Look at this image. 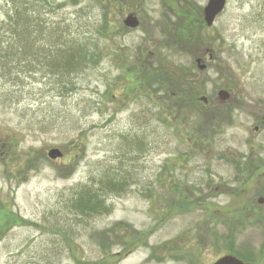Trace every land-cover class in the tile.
I'll return each instance as SVG.
<instances>
[{"label": "rangeland", "instance_id": "374dc122", "mask_svg": "<svg viewBox=\"0 0 264 264\" xmlns=\"http://www.w3.org/2000/svg\"><path fill=\"white\" fill-rule=\"evenodd\" d=\"M207 1L0 0V264H264V0ZM76 43L60 91L43 48Z\"/></svg>", "mask_w": 264, "mask_h": 264}, {"label": "trees", "instance_id": "16d2710c", "mask_svg": "<svg viewBox=\"0 0 264 264\" xmlns=\"http://www.w3.org/2000/svg\"><path fill=\"white\" fill-rule=\"evenodd\" d=\"M18 16L20 15V18L22 16H26L25 13L20 12L19 14H17ZM19 18V19H20ZM19 19H16L13 25L19 24ZM37 20V19H34ZM44 24V23H43ZM39 28V27H38ZM23 29V30H22ZM20 29V31L18 30V33L15 32L14 30V36L15 33L18 37L19 42L22 44H27L25 45L24 49L22 50V47H19L18 45H11L16 47L18 50H22V53L20 51V53L24 56V54L26 53L27 49H29L30 51H28L27 53H31L32 56H37V49L35 48V33L32 31L31 33L33 34V38L32 39V35L29 37L28 41H27V32L29 31L27 30L26 25ZM11 31V30H10ZM36 31V30H35ZM37 32V31H36ZM58 32V30H57ZM20 33V34H19ZM53 34V33H50ZM75 42V41H74ZM73 42V44H74ZM77 44V43H76ZM51 47V46H50ZM49 46L43 48V55H42V59H43V63L42 66L44 69L47 70V72H49L51 75H54L57 77V86L59 88L60 91H62L64 89V86L68 84V82H66L67 80L70 79V76H75L78 74V71L80 70H84L86 67H89L90 65H95L96 60L99 57V53L98 54H94L93 52H90V50L85 46V44H80V45H72L71 47H67V48H62V46L60 45L59 47H55L52 46L50 48ZM58 49L56 51L59 52L58 55H56V58L58 59L59 55L62 56L60 53H64L66 54V61L59 63L58 61H54L50 59V56L53 55L55 48ZM10 48V46H9ZM54 48V50L52 49ZM65 50V51H64ZM47 52V53H45ZM1 57V56H0ZM7 56H4L3 58L6 59ZM32 63V62H31ZM66 71V72H65ZM49 74V75H50ZM150 79V78H149ZM165 80H168V78L166 77ZM74 81L76 83V77L74 78ZM169 81V80H168ZM69 82H71L72 84H74L73 79L70 80ZM170 82V81H169ZM149 84L153 85L155 83H157L158 89L161 87H167L168 84L166 83V81L158 79L157 77H152L150 79V81L148 82ZM165 83V84H164ZM164 85V86H163ZM161 88L159 90H161ZM159 90H154L155 92L159 91ZM196 93V92H195ZM196 97H198L196 94L194 95ZM184 97V95L181 97V99ZM169 98H172L171 96H169ZM177 101V100H176ZM182 101V100H181ZM199 112H201V110H199ZM109 185L114 186V184L108 182ZM114 189V188H113ZM112 189V190H113ZM88 191V190H87ZM85 192L83 191L82 194L80 195V199L79 202H76V204L78 205V207H80L81 209L83 208L84 211H89L91 212V210H94L95 208H93L94 202H92V200H90V198L95 197L94 192L90 193L88 196V199L85 197ZM101 204H99L97 206L100 207ZM238 257V256H237ZM239 258V257H238Z\"/></svg>", "mask_w": 264, "mask_h": 264}, {"label": "water", "instance_id": "95a60500", "mask_svg": "<svg viewBox=\"0 0 264 264\" xmlns=\"http://www.w3.org/2000/svg\"><path fill=\"white\" fill-rule=\"evenodd\" d=\"M226 4V0H208L206 5L203 8V19L207 27H211L215 18L217 15H219ZM124 26L128 28H136L139 25V20L134 14H128L125 19L123 20ZM197 63H200V60H197ZM200 70H203L205 68L204 65L199 66ZM229 98V93L225 90H219L218 92V99L221 102L226 101ZM204 103L207 102V99L205 97L201 98ZM48 157L50 159H56L62 156V153L58 149H51L48 152ZM263 200L260 199L259 202H262ZM212 264H249L246 262H243L242 260L236 258L233 255H225L219 259H217Z\"/></svg>", "mask_w": 264, "mask_h": 264}, {"label": "flooded vegetation", "instance_id": "af4514ba", "mask_svg": "<svg viewBox=\"0 0 264 264\" xmlns=\"http://www.w3.org/2000/svg\"><path fill=\"white\" fill-rule=\"evenodd\" d=\"M165 6H166V4H165ZM165 10H166V8H165ZM164 18H165V30H166V11H165V14H164Z\"/></svg>", "mask_w": 264, "mask_h": 264}]
</instances>
